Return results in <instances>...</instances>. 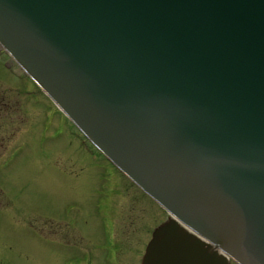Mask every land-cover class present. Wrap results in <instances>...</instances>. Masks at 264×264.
I'll return each instance as SVG.
<instances>
[{
  "label": "water",
  "instance_id": "water-1",
  "mask_svg": "<svg viewBox=\"0 0 264 264\" xmlns=\"http://www.w3.org/2000/svg\"><path fill=\"white\" fill-rule=\"evenodd\" d=\"M0 48L168 214L141 264H264V0H0Z\"/></svg>",
  "mask_w": 264,
  "mask_h": 264
},
{
  "label": "rangeland",
  "instance_id": "rangeland-1",
  "mask_svg": "<svg viewBox=\"0 0 264 264\" xmlns=\"http://www.w3.org/2000/svg\"><path fill=\"white\" fill-rule=\"evenodd\" d=\"M109 165L0 53V264H62L74 255L92 259L74 264H140L168 216Z\"/></svg>",
  "mask_w": 264,
  "mask_h": 264
},
{
  "label": "flooded vegetation",
  "instance_id": "flooded-vegetation-1",
  "mask_svg": "<svg viewBox=\"0 0 264 264\" xmlns=\"http://www.w3.org/2000/svg\"><path fill=\"white\" fill-rule=\"evenodd\" d=\"M110 167H112L113 169H115L119 174H120V172L113 166V165H109ZM125 180H126V178L122 175V174H120ZM128 180V179H127ZM129 181V180H128ZM130 182V181H129ZM131 183V182H130ZM132 184V183H131ZM134 185V184H133ZM135 186V185H134ZM136 187V186H135ZM137 188V187H136ZM138 189V188H137ZM139 190V189H138ZM140 191V190H139ZM141 192V194L143 195V196H145L148 200H150V198L147 196V195H145L142 191H140ZM69 205L65 208L67 211H65V210H63L64 211V214H66V215H68V213H69V209H72L73 208V203H68ZM97 204H101V200H100V198H98V200H97V203H96V209H97V211L98 212H101V214H100V216H102L103 218H101V221H100V228L102 227V233H103V235L104 234H106V231H105V226H103L104 224H106V219H104V218H106V216L104 217L103 216V213H102V208L101 209H99V208H97ZM111 222V221H110ZM111 224V227L113 228V225H112V222L110 223ZM162 224V223H161ZM108 225H109V223H108ZM159 226V225H158ZM157 227V226H156ZM155 227V228H156ZM154 228V229H155ZM153 229V230H154ZM153 230L151 231V233H150V238H151V235H152V232H153ZM150 238H149V240H150ZM112 240H113V238H112ZM148 240V241H149ZM148 241L146 242V245H145V247L147 246V243H148ZM109 243L108 244H111V246L113 245V241L110 243V241H108ZM107 243V242H106ZM107 245V244H106ZM50 246V245H49ZM102 247L101 248H103V245H101ZM145 247H144V251H145ZM113 248V247H112ZM114 249V248H113ZM108 250H110L109 251V254H111L112 256H113V259L115 258V256H116V252H115V254H114V251H115V249H114V251L113 250H111V249H108ZM49 251L50 252H52V253H55L56 254V256H57V250L56 249H54V248H49ZM144 251H143V253H144ZM143 256V255H142ZM58 257V256H57ZM104 258V257H103ZM48 259L52 262L53 261V259H52V254L50 255V257L48 256ZM141 259H142V257L140 258V264H141ZM83 260H90L91 262H92V259H89L88 257H86V256H79V255H74V256H71V257H68V258H65V259H63V262H62V264H74V263H83L84 261ZM106 260H109V256H107V259ZM87 262V261H86Z\"/></svg>",
  "mask_w": 264,
  "mask_h": 264
}]
</instances>
